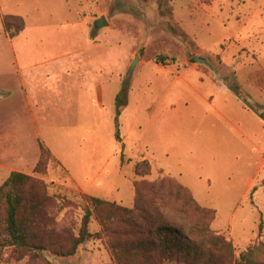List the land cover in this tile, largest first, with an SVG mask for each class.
I'll return each mask as SVG.
<instances>
[{"label":"rangeland","instance_id":"rangeland-1","mask_svg":"<svg viewBox=\"0 0 264 264\" xmlns=\"http://www.w3.org/2000/svg\"><path fill=\"white\" fill-rule=\"evenodd\" d=\"M7 14L23 18L18 39L36 41L40 58L21 71L0 26V165L44 186L40 222L76 235L88 205L67 171L129 210L125 179L144 190L168 179L215 213L210 228L236 258L264 241V122L250 109L264 114V0H0V23ZM100 18L108 26L96 29ZM22 83L35 92L24 97ZM28 100L39 110L38 148L49 151L38 173L29 143L22 168L2 153L7 138L29 132L14 125ZM144 160L151 171L137 177ZM161 216L176 217L174 208ZM89 230L100 231L94 216ZM111 239L71 257L3 251L0 264H114Z\"/></svg>","mask_w":264,"mask_h":264},{"label":"trees","instance_id":"trees-1","mask_svg":"<svg viewBox=\"0 0 264 264\" xmlns=\"http://www.w3.org/2000/svg\"><path fill=\"white\" fill-rule=\"evenodd\" d=\"M1 25L8 38L16 37L25 26L22 18L7 15ZM164 60L159 57L157 63ZM250 109L264 122L261 109ZM115 139L120 142L117 132ZM39 152L35 173L42 160L49 158V151L40 143ZM151 165L147 160L136 164L135 176H148ZM140 166L146 168L145 173H139ZM173 185L165 179L161 186L146 190L143 186H134L131 210L84 195L88 206L73 235L61 224L48 226L40 222L37 199L39 191L44 193V186L28 175L11 172L0 186V254L12 250L29 253L37 259H42L45 252L71 257L91 239L112 236L108 247L114 264H264V241L248 247L236 258L232 242L210 228L215 213L197 205L181 186ZM28 188L30 194L34 193L24 202V189ZM62 201L69 205L64 198ZM169 207L174 208L176 217L161 216ZM92 216L100 226L96 234L89 230ZM114 225L115 229L122 225L121 230H113Z\"/></svg>","mask_w":264,"mask_h":264},{"label":"crops","instance_id":"crops-1","mask_svg":"<svg viewBox=\"0 0 264 264\" xmlns=\"http://www.w3.org/2000/svg\"><path fill=\"white\" fill-rule=\"evenodd\" d=\"M7 16H10V15L7 14ZM11 16H13V15H11ZM17 17H20V16H17ZM20 18H22V17H20ZM24 24H25V22H24ZM0 26L2 28L1 23H0ZM24 29H25V26H24ZM24 29H23V31H24ZM2 30H3V28H2ZM23 31L21 33H19L14 38H8L7 35L4 33V31L2 32L5 36V38L8 40V46L10 48V52L13 55H16L17 58L19 59L18 60V62H19L18 66H19V64L21 65L19 68L21 71L27 70L28 66L32 67L34 69L35 66L38 64L37 59L40 58V56H39L40 52H39V49H37L38 45H37L36 41L18 39L19 35L22 34ZM27 90L30 92V94L35 92V88H31V87L27 86L26 84L22 83L21 92H22L24 97H26ZM28 101H29V103L27 105L28 114L19 121L15 120L14 125L17 124L16 127L26 126V128L29 130V132L26 135H22V132H21L20 136H18L17 138H14L12 140L10 138H7V142H6V144L8 145L7 151L3 150V152H2L4 154H6L8 152V148H9V152L7 154L10 153L12 155V158L16 159V165L15 166H18L20 168L25 166V164H24L23 156H21L19 153H21L25 149V146H27L26 143H29L31 146H33V149H35V151H37L38 154H39L38 141L43 143L41 136H40V130H39L40 129V122L38 123V120L40 121V117L38 119L36 118V115L38 116L39 110H37L36 105H33V106L31 105L30 100H28ZM190 123L192 124V121ZM2 145H0V147H2ZM17 146H19V147H17ZM36 161H37V157L35 158L33 165L36 163ZM58 162L63 166L62 162H60V161H58ZM11 172H14V171L13 170L10 171V169L8 167H4V166L0 165V185L8 178V176ZM67 173L70 177V180L73 183H75L77 188L84 195H88V196H91L94 198H98V199H102V200H105L108 202H114L115 203V201H111L112 199L107 198V196H109V195L103 189H101L100 186H98V189H96V190L90 188L91 184H88L87 186H82L85 184L86 181L81 182L82 181L81 179H75V177L73 178L71 176L70 172L67 171ZM76 181L79 183H76ZM125 182H126V186L128 188L127 190H128L129 198H130L128 201L129 202L128 206H131V204L133 202V198H134V188H133L134 182L131 179H125ZM181 185L183 187L187 186L184 184H181ZM186 188L188 189V187H186ZM118 204L123 205L122 203H118Z\"/></svg>","mask_w":264,"mask_h":264},{"label":"water","instance_id":"water-1","mask_svg":"<svg viewBox=\"0 0 264 264\" xmlns=\"http://www.w3.org/2000/svg\"><path fill=\"white\" fill-rule=\"evenodd\" d=\"M107 26H108V25H107V23H106V21H105L104 18H100V19L97 20V21L95 22V24H94V27H95L96 29L104 28V27H107ZM194 62H195V61H194ZM132 67H134V64H133Z\"/></svg>","mask_w":264,"mask_h":264}]
</instances>
